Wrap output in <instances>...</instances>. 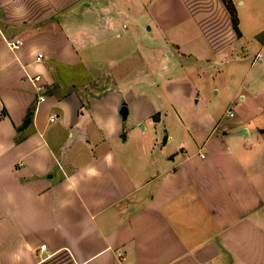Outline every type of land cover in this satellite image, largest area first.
<instances>
[{
  "label": "crops",
  "instance_id": "obj_1",
  "mask_svg": "<svg viewBox=\"0 0 264 264\" xmlns=\"http://www.w3.org/2000/svg\"><path fill=\"white\" fill-rule=\"evenodd\" d=\"M232 2L240 36L222 0H0V264H264V0Z\"/></svg>",
  "mask_w": 264,
  "mask_h": 264
},
{
  "label": "rangeland",
  "instance_id": "obj_2",
  "mask_svg": "<svg viewBox=\"0 0 264 264\" xmlns=\"http://www.w3.org/2000/svg\"><path fill=\"white\" fill-rule=\"evenodd\" d=\"M238 4H240V3H238ZM148 28V26L146 27V29ZM144 44L147 46V45H149L150 44V42H148V41H145L144 42ZM98 51H101V48H99L98 49ZM253 56H255V53H253ZM252 59H254L253 57L251 58V60H250V63L252 62ZM228 69H230L229 67H225V68H222L221 70H223V71H229ZM258 70H260V66H257V67H255V70H254V73L256 72V71H258ZM215 73H217V72H215ZM214 74V73H213ZM222 79L218 82V86H219V89L220 88H222V86H223V84H224V82H227V81H229V84L231 85V86H236L238 83H240V81H241V77L239 76V75H234V76H230V77H228L227 79L226 78H223V77H221ZM226 79V80H225ZM239 85V84H238ZM221 90V89H220ZM221 92V96H219V97H222V95H223V91H220ZM208 94L211 96V97H213L214 98V94L212 93L211 94V92L209 91L208 92ZM242 95H245V92L243 91V93L241 94V96ZM240 96V97H241ZM216 98V97H215ZM233 114L232 116L230 115V114ZM238 114H239V110L237 109V107H236V105H234L233 107H227L226 108V105H223V107L221 108V110H220V117L222 116V117H224V119L226 120V121H235V120H237L238 119ZM140 129H141V127H140Z\"/></svg>",
  "mask_w": 264,
  "mask_h": 264
},
{
  "label": "built area",
  "instance_id": "obj_3",
  "mask_svg": "<svg viewBox=\"0 0 264 264\" xmlns=\"http://www.w3.org/2000/svg\"><path fill=\"white\" fill-rule=\"evenodd\" d=\"M0 36L4 39H6L2 28L0 27ZM8 42V46L10 47L11 50H18L22 45L23 42L21 40H16V41H7ZM44 56L43 54H39L37 57V62H41L43 60ZM41 81V78L39 76H36L32 79V82L34 83V85L38 84ZM37 90L39 91L40 88H37ZM39 102H43L45 100V97H43L42 95H39L38 97ZM233 114H231L232 116ZM56 119V116H52L51 117V121H54ZM46 246H42V249H45Z\"/></svg>",
  "mask_w": 264,
  "mask_h": 264
},
{
  "label": "trees",
  "instance_id": "obj_4",
  "mask_svg": "<svg viewBox=\"0 0 264 264\" xmlns=\"http://www.w3.org/2000/svg\"><path fill=\"white\" fill-rule=\"evenodd\" d=\"M222 2L230 14L232 25L235 32L237 33L238 36H240L239 18L234 3L232 2V0H222Z\"/></svg>",
  "mask_w": 264,
  "mask_h": 264
},
{
  "label": "water",
  "instance_id": "obj_5",
  "mask_svg": "<svg viewBox=\"0 0 264 264\" xmlns=\"http://www.w3.org/2000/svg\"><path fill=\"white\" fill-rule=\"evenodd\" d=\"M150 30V27H148ZM121 116L123 117V119H126L128 116V109L126 107H123L120 111ZM243 134H246V131H242Z\"/></svg>",
  "mask_w": 264,
  "mask_h": 264
}]
</instances>
